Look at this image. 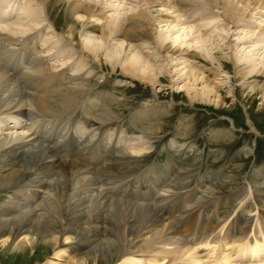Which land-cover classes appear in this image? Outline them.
<instances>
[{"label": "rangeland", "instance_id": "obj_1", "mask_svg": "<svg viewBox=\"0 0 264 264\" xmlns=\"http://www.w3.org/2000/svg\"><path fill=\"white\" fill-rule=\"evenodd\" d=\"M68 1L73 0L61 2L54 0L49 6L50 20L56 29V32L53 33L44 6L36 0H6L10 8L7 9L8 14L6 13L7 10L3 13L9 17L0 22V32L10 33L9 31L13 28L11 32L17 33L20 28L16 29L15 25L12 24L15 20L12 19L14 13V18H16L20 12L24 15L33 11L36 14V24L32 22L35 19L29 16L31 19H27L26 15V20L19 21L21 25L26 26L22 27L24 31L21 28L20 34L36 33V44H38L39 50L43 52L50 70L53 72L66 68L69 76L82 75L90 80V90L86 93L85 99L91 104L98 102L95 99L97 92L108 93L115 97L110 103V109L118 117L117 121L99 126L90 120L86 128L95 135L91 143H88L84 148V151L79 153L77 157L72 156L70 153L72 152L70 147L72 142L70 141L62 144L58 155L60 157L71 155L67 159L70 158L71 161L79 162L93 169L92 172H97L96 169L107 166L113 160H116L113 163L117 162L118 157L114 148L117 151L123 150L120 141L126 137H139L140 133L137 129L141 128L142 125L139 126L138 123H135L134 126L137 125L135 128L134 126L127 128L125 122L129 116H134V113L140 110L141 106L148 109L153 100L168 105L169 108L166 110V114L159 118L155 117V121L160 122L159 127L161 129H155L153 126L154 132L157 131L150 135L149 139L144 140L148 145V151L138 155V157L137 155L134 156L137 159V164L132 169L130 176L117 180V178L105 177L103 179L100 178L101 176L88 175L89 179L96 182L97 185H90L91 187L74 191L75 194L71 188L68 195L73 199L66 198L67 200L62 203L61 201L57 202L60 200L59 191L52 186L55 181L54 177L30 174L26 177L27 179H24V183L11 187V189H3V191L0 189V212L8 207L11 202H18L17 208L22 209V211L18 210V214L23 212V209L25 211L32 209V214L41 216L42 212L36 208L41 204L40 207L52 204L51 207L56 212V217H54L56 221L61 222L63 218L58 213L61 208L60 204L65 206V203L70 202L69 204L76 207L77 204L75 203L80 204L79 202L84 200V210L81 208L80 211H85L88 215L92 204L97 207H104L103 205L108 202L111 205L121 204L134 209L145 207L152 214L160 215L164 219L167 218V221L174 223L175 225H173L179 233L183 229L181 226L179 227L178 219L192 216L196 221L192 229L184 233L183 243L177 245L180 237H175L174 243L166 245L165 250L171 252L169 256L167 255L168 257L166 256L167 258L163 254H158L165 246L156 245L151 249L146 248L148 249L146 250L147 253H137L140 246L136 242L137 244H131L128 249L129 252L135 253V257L132 259L139 264H150V260H156V258L159 260L158 264H172V259L178 257L177 254L174 255L176 252L182 255L177 264H199L200 262L201 264L264 263V238L262 234L264 221V97H261L259 93L253 96L244 89L245 82H252L254 78L259 77L257 76L258 73L264 71V32L261 33L262 28H264V7L258 9L259 11H251L248 8L244 12L249 14L246 15L245 21H241V19L232 24L223 21V10L221 9L222 5H220L222 3L218 0H213L215 2L214 8L210 12H206L208 15L205 17L202 16L203 10L200 7L199 9L198 7L193 8V11L189 8H182L179 12L171 15L170 12L158 5L145 6L142 2L136 3L135 0H90L97 1L102 7L101 9H105L107 16H113V18L120 14L132 13L134 8L141 10L151 20L153 35L155 34L156 39L162 38L163 46L197 55L196 70L198 69L199 74L194 77V80L185 81L184 77L187 75L183 73V66L175 60L162 57L154 47V50L143 56L147 63L141 62L142 65L140 63L145 68L146 74H150L155 80L150 77L147 81L145 79H130L121 72L120 68L125 66L121 61L125 54L122 51L118 65L114 70L111 69L112 67L107 61L108 55L116 50L115 39L110 40L109 38V43L104 47V40L101 39L99 32L88 34V37L96 38L94 43L99 45V60L86 49L90 45L86 43L87 41L82 34L84 25L89 23L88 25L99 27L101 21L86 20L79 14L73 15L66 6ZM190 1L201 4L205 0ZM238 8L241 9V5ZM161 14H166L171 18H176L179 14L181 23L173 25L160 22L159 16ZM22 17L24 18V16ZM27 23L33 27L28 26ZM10 26L12 28L9 30L8 27ZM25 28L31 30L27 31ZM19 31L18 34L14 32L15 36L23 37ZM25 31L27 32L25 33ZM154 45L156 44L154 43ZM223 63L228 64V67L224 68ZM211 71H218L215 76L220 84H218L219 91L215 95L219 97L218 105L210 101L209 103L195 101L189 104L187 94L199 92L203 78L207 75L210 78L213 77ZM243 74H247L245 77L249 78H242ZM159 77L161 79L158 81ZM260 83L264 84V79ZM206 90L213 100L212 90L210 88ZM9 119L10 117H8V121L11 122L12 120ZM43 120H40L39 124L35 123V127L29 128V133H25L24 136L35 135L36 132L41 135V132L46 129L42 125L57 128L56 122L48 124L41 122ZM181 121L186 126L188 125L185 127L187 132L175 137ZM226 131L232 133L230 138L225 137L224 141L215 140L214 133ZM11 132L18 134L22 130H11ZM101 133L105 135V139L97 141L98 135L103 137ZM140 140L141 138H138V141ZM44 143L47 146L54 144L51 141ZM171 143L184 148L174 150L169 147L172 145ZM128 146L126 143L124 144L125 148L130 147ZM127 148L126 150H129ZM177 154H179L178 156L183 154V156L175 159L174 155ZM45 181L51 182V196L55 203H47L45 199H42L45 190L36 196V191L41 192V190H37L36 186ZM34 185L36 186L34 187ZM71 187L73 186L71 185ZM260 191L262 192L260 193ZM97 192L101 194L98 193L99 196L96 197ZM258 194L261 196H257ZM99 207L98 209H100ZM240 214H243V219H245L235 221L234 219ZM197 237H202V244H195L194 241ZM120 238H122L121 235ZM87 240L79 244L80 249L76 250L79 254L88 253L92 249L91 242L93 239L87 238ZM255 240L259 243L254 248L255 257H253L249 252ZM225 242L230 244L224 245ZM65 243L66 241L63 239L60 241L61 249L65 250L71 247V244L68 247V244ZM205 243L208 244L207 247L204 246ZM215 243H221L222 250H227V253L219 255L214 252L207 257L205 252L216 247ZM178 247L179 249L182 247L183 250L180 251ZM187 248L190 249L187 250ZM32 249L20 251L7 247L2 248L0 245V264H48V261L53 259L55 251L50 247ZM230 249L235 250L231 255L233 257L227 255ZM181 252L185 253L182 254ZM192 253H197L196 258L191 256ZM222 255L226 256L223 257Z\"/></svg>", "mask_w": 264, "mask_h": 264}, {"label": "bare ground", "instance_id": "obj_2", "mask_svg": "<svg viewBox=\"0 0 264 264\" xmlns=\"http://www.w3.org/2000/svg\"><path fill=\"white\" fill-rule=\"evenodd\" d=\"M36 1L44 6L45 14L51 25L52 33L56 32L55 25L51 22L49 15V6L54 0ZM61 1L63 0H57V2ZM135 2H142L145 6L158 5L170 12L171 15L172 13L179 12L182 8H189L193 11V8L198 7L199 9L200 7L205 12L202 11L203 17L208 15L206 12H210L215 4L213 0H205L204 3L201 4L200 2L196 4L190 0H135ZM218 2L222 3L220 5H222L221 9L223 10V21L232 24H235L241 19V21H245L247 18L246 15L248 16L249 14L244 12H246L248 8H250L251 11H259L258 9L264 7V0H218ZM66 3L68 4L66 6L70 9L73 15L79 14L82 17H85L86 20L94 19L98 22L101 21L99 27L88 25L89 23H86L83 27L84 31L82 33L85 41H87L86 43L90 45L89 48L86 49L89 50L96 59L99 60L100 58L98 54L99 45L96 44V42L94 43L96 38L88 37V34L99 32L101 34V39L104 40V47L109 43V38L110 40H116V50H113L110 55H108L109 59L107 61L112 67V70L118 65V60H121L119 59L120 54L124 52L125 54L121 61H123L125 66L122 68L119 67L121 72L124 75H127L130 79L136 78L149 81L151 76L150 74H146V70L141 66V62L147 63L143 56L147 55V52L154 50L153 48L155 47L162 57L168 60H175L183 66V73L187 75L184 77L186 79H184L185 81L191 79L194 80V77L199 74L197 71L198 69L196 70L197 55L195 53L180 52L179 49H171L169 46H163L162 38H158V36V39L155 38V34L153 35L152 32L151 20L141 10H136V8H134L132 13L120 14L118 17L113 18V16H107L105 9H101L102 7H100V4L97 1L73 0ZM239 5H241V9L238 8ZM9 8V4L6 0H0V22L8 19L9 16L7 14ZM5 10H7V16L3 13ZM20 13L16 18H14L15 13L14 16H12V19H15L14 22H12L15 26H12L16 27V29L20 28V31H22L21 28L26 27L25 25L23 26V24L21 25L19 21L26 20L28 16L35 19V21L32 20V22L36 24V14L33 11L31 13L29 12L30 14L26 12L27 14L24 15ZM22 16H24V18ZM179 16L180 15L178 14L177 17L175 16L176 18H171L166 14H161L159 18L160 22L177 25L181 23V16ZM29 17L27 19H31ZM32 22L31 24H33ZM28 23H30V21H28ZM28 23V26L33 27V25H29ZM28 26L27 28H30ZM8 28L10 30L12 27L10 26ZM27 28H25L27 31L31 30ZM11 31H9L10 33L0 32V189L3 191V189H11V187L24 183V179L30 174L43 177H54L55 181L52 186L58 189L60 195V200L57 202L61 201L63 203L64 200H67L66 198L70 197L68 193L71 188H73V193L75 194V192L80 189L82 190V188H87L90 185L96 184V182H92L89 179L88 175L101 176L100 178L103 179L105 177L117 178V180L126 176L128 177V175L130 176L132 169L137 164V159L134 156L137 155L138 157V155L148 151V145H146V141L144 142V140L149 139L150 135L155 134L157 131L154 132L155 129H161L159 127L160 122L155 121V117L159 118L166 114V110L169 106L153 100L148 109H144V107L141 106V109L137 110L134 113V116H129L127 122H125L127 128L128 126H134L135 123H138L137 125L139 126L142 125L141 128L137 129L140 133L139 137H126L120 141L122 143L121 149L123 150L117 151L116 148H114L118 157L117 162L113 163V161H116L113 160L107 166L96 169L98 170L97 172H92L94 171L93 169L79 162L71 161L70 158L67 159L71 155L60 157L58 152L64 143L72 142V145L70 146L72 152L70 153H72V156L74 157H77L79 153H82L87 144L91 143L95 134H92L91 131H88L86 128L90 120H93L99 126L117 121L118 117L115 115L114 111L110 109V103L115 97L108 93L97 92L95 94V99L98 100V102L94 104L89 103L86 101L85 96L90 90V80L84 78L82 75L69 76L66 68H61L52 72L46 64L43 52L39 50L36 44V33L28 35L20 34L18 29L19 34L23 35V37H17L15 35L18 34V31L16 30L17 33ZM27 31H25V33ZM262 32H264V28H262L261 33ZM154 43L156 45H154ZM222 66L227 68L228 64L223 63ZM155 73L157 74V72ZM217 74L218 71L212 72L213 79L208 75L205 76L200 91H195L193 94H187L189 104H192L195 101L201 103H209L210 101L215 105H218L219 97L215 96L219 91V82L217 81V78H215ZM246 75L243 74L241 77L244 79L249 78L245 77ZM257 76L259 77L254 78L252 82H245L244 89L253 96L256 93H259L261 97H264V84L260 83L264 79V71L258 73ZM250 78L252 79L253 77ZM160 79L161 78L159 77L157 80L159 81ZM152 80L154 79L152 78ZM151 83L154 84V82ZM207 88L212 90L211 94L213 93V100L208 95ZM8 117H10L9 120H12L11 122L8 121ZM42 119L44 120L41 122H47L48 124L56 122L55 125H57V128L42 125V127H45L46 129L43 128L44 131L41 132V135L36 132L35 135L29 134L28 136H24L25 133H29V128L39 124ZM59 125L61 126L58 127ZM153 126H155V129ZM185 127H188V125L186 126L185 123L181 121L175 137H179L182 135L181 133L187 132ZM18 129H21L22 132H18V134L11 132V130L16 131ZM231 134L230 131L219 132L214 133V137L216 141H224L225 137L230 138ZM102 135V138L98 135L97 141L103 138L105 139V135ZM138 138H141V140L138 141ZM45 141H51L54 144L52 146H47L44 143ZM125 143L130 146H128L129 148L126 147L129 150H126L124 147ZM174 144L175 143L169 147H172L174 150L184 148L181 146H175ZM247 153L249 152L247 151ZM178 155L179 154L174 155L175 159H179L183 156V154L180 156ZM119 160H121V162H119ZM130 163H132V165H129ZM71 185L73 187H71ZM35 186L36 185H34V187ZM36 188L37 190H41V192L36 191V196L45 190L46 192L42 196V199H45L47 203H55L51 196V182L45 181L44 183L37 185ZM261 192L262 191H260V193ZM98 193L101 194L100 192H97L96 197L99 196ZM76 196L74 197L76 198ZM257 196H261V194H258ZM70 198L73 199L72 197ZM98 201L100 202V200ZM83 202L84 200L79 202L80 204L75 203L77 204L76 207L69 204L70 202H68V204L65 203V206L60 204L61 208L58 213L63 218V220L61 219V222L56 221V212L51 207L52 204L44 205L42 207H40L42 204L39 205L40 208L38 207L36 210L39 209L42 212V215L37 216L36 214H32V209H29L28 211L23 209V212L18 214L19 208H17V205H19V203L11 202L8 207L0 212L1 247L20 251L36 247H38V249L50 247L54 249L55 252L53 253V259L49 260L48 264H139L132 259L135 257V253L128 251L131 244L138 242L140 247L137 253H147L146 250L151 249V247L163 245L165 246L164 249L159 251L158 254H163L165 258H167L171 252L165 250L167 247L166 245L174 243L173 241L175 240V237H180L179 241L177 240V245H180V243L182 244L184 233L192 229L195 224L194 222L196 221L192 216H187L181 220L178 219L177 223L179 222V227L181 226L183 229L181 230L182 232L179 233L176 231L177 229L174 226V223L167 221L168 219L166 217V219H164L160 215L152 214L149 210L145 209V207L134 209L126 207L125 205H111L106 202L109 205L104 204V207L98 206L100 209H98L95 204H92L89 210L90 212L87 211L89 212L87 215L85 211H82L84 210ZM100 204L102 205V202ZM81 208L83 209L80 211ZM19 211H22V209ZM9 217L10 219H8ZM39 217H41L42 220H40L41 218ZM243 217L244 215L240 214L234 220H242ZM262 228L264 238V221ZM120 235L122 238H120ZM87 238H90L91 240L93 239L91 242L92 249H89L90 251L88 253L79 254L76 250L80 249L79 244L88 241ZM201 238H195V244H202L201 241L203 240ZM62 239L66 241L65 244H68V247L71 246L72 249L71 247L65 250L61 249L60 241ZM258 243L259 242L255 240L252 248L250 247L249 253H251L253 257H255L254 248ZM69 244L71 245L69 246ZM227 244L229 245L230 243H224V245ZM216 245V247L205 252L206 256L213 254L214 252L219 255L227 253V250H222L221 243ZM204 246L207 247L208 244L205 243ZM189 249L187 248V250ZM179 250H183L182 247H180ZM234 251L235 250L230 249L227 255H233ZM176 254L178 256L176 259L173 260L171 258L172 264H177V261L182 257V255L175 252L174 255ZM196 254L197 253H192L191 256L195 257ZM158 262L159 260L157 258L156 260H150V264H158ZM199 264H201V262Z\"/></svg>", "mask_w": 264, "mask_h": 264}]
</instances>
